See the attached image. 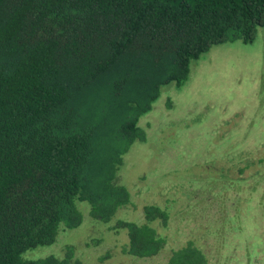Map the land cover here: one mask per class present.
I'll return each instance as SVG.
<instances>
[{"label":"trees","instance_id":"1","mask_svg":"<svg viewBox=\"0 0 264 264\" xmlns=\"http://www.w3.org/2000/svg\"><path fill=\"white\" fill-rule=\"evenodd\" d=\"M264 0H0V264H79L31 257L78 228L83 208L110 223L131 204L117 182L123 155L146 140L139 127L161 89L188 80L212 47L251 43ZM144 224L116 221L122 253L157 255L152 226L168 214L143 208ZM165 264H208L192 242Z\"/></svg>","mask_w":264,"mask_h":264},{"label":"rangeland","instance_id":"2","mask_svg":"<svg viewBox=\"0 0 264 264\" xmlns=\"http://www.w3.org/2000/svg\"><path fill=\"white\" fill-rule=\"evenodd\" d=\"M139 127L146 140L131 145L117 176L131 204L105 224L80 203L78 228L27 253L61 257L72 246L79 264H164L192 242L209 264L263 260L264 28L251 43L217 45L191 62L185 84L163 87ZM148 205L169 216L166 226L152 223L165 248L148 258L124 255L127 233L111 227L118 220L144 224Z\"/></svg>","mask_w":264,"mask_h":264},{"label":"flooded vegetation","instance_id":"3","mask_svg":"<svg viewBox=\"0 0 264 264\" xmlns=\"http://www.w3.org/2000/svg\"><path fill=\"white\" fill-rule=\"evenodd\" d=\"M168 217H169V216H168ZM167 220H168V219H167ZM193 244H194V243H193ZM165 245H166V244H165ZM165 245H164L163 249L165 248ZM194 245H195V244H194ZM163 249H162V250H163ZM162 250H161V251H162ZM161 251H160V252H161ZM160 252H159V253H160ZM159 253H158V254H159ZM170 253H171V252H170ZM158 254H157V255H158ZM155 256H156V255H155ZM169 256H170V254H169ZM169 256L167 257V259L169 258ZM206 257H207V256H206ZM167 259H166V261H167ZM207 259H208V258H207ZM166 261L164 262V264L166 263ZM225 262H226V264H232V263H230V262L227 261V260H226ZM208 264H209V260H208ZM241 264H251V263H250V261H248L247 259H245ZM254 264H264V259H263V260H260V261H256V262H254Z\"/></svg>","mask_w":264,"mask_h":264}]
</instances>
